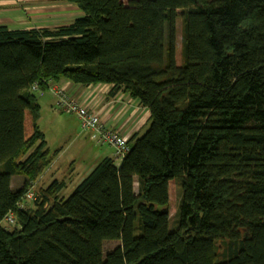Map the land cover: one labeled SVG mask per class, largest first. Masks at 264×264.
<instances>
[{
    "label": "trees",
    "instance_id": "obj_1",
    "mask_svg": "<svg viewBox=\"0 0 264 264\" xmlns=\"http://www.w3.org/2000/svg\"><path fill=\"white\" fill-rule=\"evenodd\" d=\"M64 1L82 14L0 23V264H264V0ZM60 79L112 85L149 124L66 198L53 179L18 208L52 161L38 95Z\"/></svg>",
    "mask_w": 264,
    "mask_h": 264
},
{
    "label": "rangeland",
    "instance_id": "obj_2",
    "mask_svg": "<svg viewBox=\"0 0 264 264\" xmlns=\"http://www.w3.org/2000/svg\"><path fill=\"white\" fill-rule=\"evenodd\" d=\"M122 1L127 2V0ZM186 6L187 0H179L178 12ZM81 14V11L75 5L64 0H0V23L6 24L10 28L53 27L68 23ZM180 37V19L178 18L176 21V56L178 59ZM53 110L58 113V116L52 115L47 110L43 112L42 109L38 122L40 130L44 133L50 155L52 158H57L58 154L60 156L58 165L61 167V171L64 172L63 175H67L68 171L72 172V176L66 180V187L60 192V197L66 198L83 177L89 173L86 172V169L92 163L89 153H86V155L82 153L76 144L77 132L79 134L82 133L80 142L85 144V150L86 148L95 149L96 147L94 142L89 139L88 134L79 130L73 114L64 111L58 112L55 107ZM25 115V125L26 121L28 125L29 113L27 112ZM55 119L58 120L55 121ZM102 146L104 150L109 148L108 145ZM109 151L112 152V148ZM87 152L89 151L87 150ZM70 156L74 159L72 163ZM44 172L48 173V169L46 171L44 170ZM36 180L31 182L29 186L35 193L39 188L44 186V184L36 182ZM11 185L14 189L21 185L20 177H14ZM168 191L170 198L169 226L172 227L178 202L173 181L169 183ZM119 244V241H105L103 243L104 253Z\"/></svg>",
    "mask_w": 264,
    "mask_h": 264
},
{
    "label": "crops",
    "instance_id": "obj_3",
    "mask_svg": "<svg viewBox=\"0 0 264 264\" xmlns=\"http://www.w3.org/2000/svg\"><path fill=\"white\" fill-rule=\"evenodd\" d=\"M50 84L54 87L61 88L62 90H64L67 96L74 98L82 105L86 106L88 109L95 111L98 114L102 123H104L108 127L119 131L127 139H129L134 134L140 135L141 133H143V131L147 128L149 124L148 109L145 107H141L136 99L129 97L123 92H118L115 95L110 96L109 92L112 87V85L110 84L97 83L87 86H80L66 79H60L55 82L52 81L50 82ZM56 100L57 98L55 94L49 89L42 93H39L38 102L40 105V112L43 109V112L44 110H47L51 112L52 115L58 116V113L53 110L54 107L58 112L63 111H61L56 106ZM75 119L78 124L79 130L83 132L79 127V123L76 117ZM56 120L58 119H55V121ZM26 126V135L30 136L33 132L32 119L30 113L28 118V125L26 121ZM78 134L79 133L77 132L75 141H77L76 144L78 145L79 150H81V152L85 155L86 153H89L92 159V163L88 166L86 172H90L91 169L96 165V163L102 158H114V149L111 146H109L107 150H104V148H102V145L98 146L94 143L96 147L95 149L86 148L85 150V144L80 142V136L82 133L79 135ZM111 148L112 152L109 151ZM87 150L89 152H87ZM57 156V158H52L50 165L45 169V171L48 169V173H45L43 171L44 173L42 172V174L36 180V182H41L42 184H44L43 187H46L53 179H63L66 181L69 177L72 176L71 171H68L67 175H63L64 172L61 171V167L58 165L60 156L59 154ZM70 160L72 163L74 161L73 157L70 156ZM116 163L118 164L119 161ZM20 179L22 182L23 177H20Z\"/></svg>",
    "mask_w": 264,
    "mask_h": 264
},
{
    "label": "built area",
    "instance_id": "obj_4",
    "mask_svg": "<svg viewBox=\"0 0 264 264\" xmlns=\"http://www.w3.org/2000/svg\"><path fill=\"white\" fill-rule=\"evenodd\" d=\"M32 89H37V86L34 85ZM48 89L51 90L57 98L56 106L61 111L73 114L78 120L80 129L88 134L90 140L98 146L108 145L114 149L113 156L115 160H120L129 150L130 146L128 144V139L119 131L102 123L95 111L88 109L74 98L67 96L61 88L54 87L49 83ZM34 199L35 191L28 188L18 202V208L25 209L27 204ZM0 224L8 231L13 230L16 225L15 217L9 212L0 221Z\"/></svg>",
    "mask_w": 264,
    "mask_h": 264
}]
</instances>
